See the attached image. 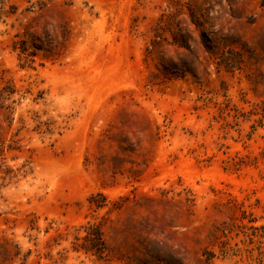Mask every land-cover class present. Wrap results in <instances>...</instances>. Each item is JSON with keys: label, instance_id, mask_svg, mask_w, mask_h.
Listing matches in <instances>:
<instances>
[{"label": "rangeland", "instance_id": "1", "mask_svg": "<svg viewBox=\"0 0 264 264\" xmlns=\"http://www.w3.org/2000/svg\"><path fill=\"white\" fill-rule=\"evenodd\" d=\"M0 264H264V0H0Z\"/></svg>", "mask_w": 264, "mask_h": 264}]
</instances>
